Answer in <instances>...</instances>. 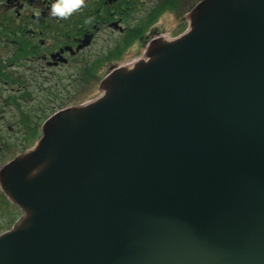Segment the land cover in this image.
Instances as JSON below:
<instances>
[{
  "label": "water",
  "instance_id": "95a60500",
  "mask_svg": "<svg viewBox=\"0 0 264 264\" xmlns=\"http://www.w3.org/2000/svg\"><path fill=\"white\" fill-rule=\"evenodd\" d=\"M185 19L1 168L0 264H264V0Z\"/></svg>",
  "mask_w": 264,
  "mask_h": 264
},
{
  "label": "flooded vegetation",
  "instance_id": "af4514ba",
  "mask_svg": "<svg viewBox=\"0 0 264 264\" xmlns=\"http://www.w3.org/2000/svg\"><path fill=\"white\" fill-rule=\"evenodd\" d=\"M52 2L0 0V170L36 139L39 125L31 103L36 79L40 81L39 87L51 82L62 85L57 81H64L68 68L90 67L89 62L95 57L83 59L84 52L100 36L112 35L109 39L130 36L134 24H138L137 13L148 4V0H140L136 6L135 0H84L82 7L70 16L58 18L50 15ZM179 22L177 18L178 25ZM152 24L144 32L141 29L129 47L145 46L149 35H157L156 22ZM86 35H90L89 44L79 47ZM92 68L96 70L98 66ZM67 95L66 91L55 93L56 103H51L44 114L66 103ZM3 205L8 214L18 212L0 189V209Z\"/></svg>",
  "mask_w": 264,
  "mask_h": 264
},
{
  "label": "rangeland",
  "instance_id": "374dc122",
  "mask_svg": "<svg viewBox=\"0 0 264 264\" xmlns=\"http://www.w3.org/2000/svg\"><path fill=\"white\" fill-rule=\"evenodd\" d=\"M137 25L138 24H134V29H136L138 27ZM185 25H186L185 23H181L178 25L176 15L170 14L168 12L163 13L158 18V20L156 21L158 33L161 35H165L166 37L173 35V32H174V34L178 33L177 31H179V29L183 28ZM141 29L142 28H140V30ZM144 31H145V29H143V32ZM106 33L109 34V32H106ZM115 36H118V35L115 34ZM110 37L104 36L103 38H105V40H108ZM99 38L102 39V37H99ZM153 38H154V36L152 37L149 35L148 39H146V41H147L146 45L148 43H150ZM100 39H96V44L90 46V48L84 52L85 56L83 57V59L88 58L89 55L91 56V58H93L96 56L101 57V56H104L105 54L108 53L109 49H107V48H108V46H110L109 43L106 46H104L102 44V40H100ZM115 39H117V38L109 39V42H112ZM144 52H145V46H137L134 48L128 47L123 51L121 59H119V60L118 59H116V60L111 59L109 61H105L104 63H102L101 66L99 65L100 67H98L96 69V73H97L98 77L94 78V79L91 78V80H87V84L84 85L83 92L80 96H78V94H76V92L73 91V87H72V86H78L80 81L82 80V77H77V80L73 78L72 73H73V71H76V70H72L70 68L67 69V71L65 72V75L63 77L64 81L63 80L57 81L58 83H62V85L55 84V83L53 84L51 82V83H49V85L45 84L43 86V88L37 89V87L40 84V81H38L36 79V84H35L36 90L33 91L34 98L31 101L32 107L34 108V111H35V113H34L35 117L40 118V117L44 116V113L49 109V105L51 103H56L57 100L55 97H53V96H55V93L61 92V91H67L70 87H72V88L68 91V95H70V94L71 95L68 96L66 99L68 101V103H67L68 106H71L72 105L71 103H73V102L78 104L80 102H86V101H90V100L95 99L101 93L99 90L100 82L104 79V77L108 76V74L112 71L111 69L114 66H117V65L124 66V65L131 64L134 61H136L137 59L141 58L143 56ZM69 74L72 76H70ZM64 83H66V85ZM42 119H43V117H42ZM45 120L46 119H44L40 123L39 128L41 127L42 123ZM40 129L37 130L38 137L41 136ZM31 146H29V147H31ZM17 216H19V214L14 215L13 218L16 219ZM10 223H12V216L9 214L0 213V232L4 231V228L9 227Z\"/></svg>",
  "mask_w": 264,
  "mask_h": 264
},
{
  "label": "trees",
  "instance_id": "16d2710c",
  "mask_svg": "<svg viewBox=\"0 0 264 264\" xmlns=\"http://www.w3.org/2000/svg\"><path fill=\"white\" fill-rule=\"evenodd\" d=\"M139 1L140 0H135L134 6H136ZM195 1L197 0H152L149 6L146 8L145 13L143 12L139 16L137 25L138 27L136 29H133L132 34L130 36H127L126 38H121V40H117L114 45L108 46L107 49H109V51L104 56L98 57L96 60H91L89 62L90 67L85 66L80 72L83 77L81 81L86 82V80H91V78L94 79L96 77V70H94L95 68L93 69L92 67L95 64L101 66V64L105 61H109L111 59H118L123 53V51L136 41V39L139 37L138 33L141 32L143 29L146 30V28H148L150 24L156 21V19L160 17L163 13L168 12L173 13L175 15H180L185 12ZM140 26L142 30H140ZM75 89L78 90L79 88ZM83 89L84 87L81 88V90ZM38 119V117L35 118V120Z\"/></svg>",
  "mask_w": 264,
  "mask_h": 264
},
{
  "label": "clouds",
  "instance_id": "9594fccd",
  "mask_svg": "<svg viewBox=\"0 0 264 264\" xmlns=\"http://www.w3.org/2000/svg\"><path fill=\"white\" fill-rule=\"evenodd\" d=\"M84 0H53L50 6V15L58 18H67L82 7Z\"/></svg>",
  "mask_w": 264,
  "mask_h": 264
},
{
  "label": "bare ground",
  "instance_id": "6f19581e",
  "mask_svg": "<svg viewBox=\"0 0 264 264\" xmlns=\"http://www.w3.org/2000/svg\"><path fill=\"white\" fill-rule=\"evenodd\" d=\"M7 200H9L7 197H6Z\"/></svg>",
  "mask_w": 264,
  "mask_h": 264
}]
</instances>
